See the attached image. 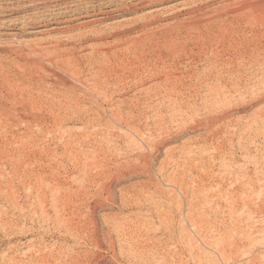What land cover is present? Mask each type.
Here are the masks:
<instances>
[{
    "label": "rangeland",
    "instance_id": "rangeland-1",
    "mask_svg": "<svg viewBox=\"0 0 264 264\" xmlns=\"http://www.w3.org/2000/svg\"><path fill=\"white\" fill-rule=\"evenodd\" d=\"M263 47L264 0H0V264H264Z\"/></svg>",
    "mask_w": 264,
    "mask_h": 264
},
{
    "label": "bare ground",
    "instance_id": "bare-ground-1",
    "mask_svg": "<svg viewBox=\"0 0 264 264\" xmlns=\"http://www.w3.org/2000/svg\"><path fill=\"white\" fill-rule=\"evenodd\" d=\"M24 8V7H23ZM13 11V10H12ZM22 13V12H21ZM98 14V13H97ZM36 20V19H35ZM31 22V21H30ZM226 22V21H225ZM94 23V22H93ZM229 24V23H228ZM205 26H206V24H205ZM234 28V27H233ZM238 28V27H237ZM54 30V29H53ZM235 30V29H234ZM230 31V30H229ZM203 32V31H202ZM226 33V32H225ZM207 34V33H206ZM222 35V34H221ZM208 36V35H207ZM232 36V35H231ZM210 38V37H209ZM211 39V38H210ZM227 39V38H226ZM212 40V39H211ZM203 44V43H202ZM238 44V43H237ZM212 45V44H211ZM224 45V44H223ZM232 46V45H231ZM244 46V45H243ZM257 47V46H256ZM209 48V47H208ZM261 48V47H260ZM264 48V47H263ZM262 48V49H263ZM101 49V48H100ZM213 49V48H212ZM229 49V48H228ZM231 49V48H230ZM204 50V49H203ZM211 50V49H210ZM216 50V49H215ZM138 51V50H137ZM140 51V50H139ZM132 52H134V51H132ZM215 52V51H214ZM239 52H241V51H239ZM243 52H245V51H243ZM242 52V53H243ZM258 52V51H257ZM118 53V52H117ZM247 53V52H246ZM245 53V54H246ZM260 53V52H259ZM135 55V54H134ZM239 55V54H238ZM241 55V54H240ZM239 55V56H240ZM243 55V54H242ZM232 56V55H231ZM237 56V55H236ZM258 56V55H257ZM113 57V56H112ZM214 57V56H213ZM253 57V56H252ZM116 58V57H115ZM138 58V57H137ZM209 58V57H208ZM218 58V57H217ZM238 58V57H237ZM243 58H245V57H243ZM75 59V58H74ZM139 59V58H138ZM143 59V58H142ZM147 59V58H146ZM221 59V58H220ZM108 60V59H107ZM162 60V59H161ZM258 60V59H257ZM69 61V60H68ZM67 61V62H68ZM218 61V60H217ZM262 61V60H261ZM223 62V61H222ZM225 62V61H224ZM115 63V62H114ZM161 63V62H160ZM239 63V62H238ZM94 64V63H93ZM143 64V63H142ZM62 65V64H61ZM121 65V64H120ZM163 65V64H162ZM96 66V65H95ZM108 67V66H107ZM158 67V66H157ZM126 68V67H125ZM243 68V67H242ZM195 69V68H194ZM214 69V68H213ZM212 69V70H213ZM241 69V68H240ZM69 70V69H68ZM187 70V69H186ZM188 72V71H187ZM231 72V71H230ZM21 73V72H20ZM25 73V72H24ZM159 73V72H158ZM191 73V72H190ZM228 73V72H227ZM216 74V73H215ZM17 75V74H16ZM11 77V76H10ZM107 77V76H106ZM125 77V76H124ZM224 77H226V76H224ZM3 78V77H2ZM169 78V77H168ZM180 78V77H179ZM186 78V77H185ZM210 78V77H209ZM218 78V77H217ZM188 79H189V77H188ZM196 79V78H195ZM230 79V78H229ZM171 80V79H170ZM10 81V80H9ZM198 81V80H197ZM202 81H204V80H202ZM209 81V80H208ZM167 83H168V81H166ZM189 82V81H188ZM201 82V81H200ZM160 83H163V82H161L160 81ZM228 83H230V82H228ZM166 84V83H165ZM169 84V83H168ZM167 84V85H168ZM215 84V83H214ZM216 84H219V83H216ZM14 85V84H13ZM162 85V84H161ZM164 85V84H163ZM166 85V86H167ZM170 85V84H169ZM212 85V84H211ZM220 85H221V83H220ZM88 86V85H87ZM207 86H208V84H207ZM216 86V85H215ZM2 87V86H1ZM4 87V86H3ZM6 88V87H5ZM7 88H8V86H7ZM99 88V87H98ZM110 88V87H109ZM150 88V87H149ZM175 88V87H174ZM179 88V87H178ZM212 88V87H211ZM216 88H217V86H216ZM256 88V87H255ZM2 89V88H1ZM172 89V88H171ZM170 89V90H171ZM168 90V89H167ZM174 90V89H173ZM201 90V89H200ZM210 90H212V89H210ZM221 90V89H220ZM122 91V90H121ZM215 91V90H214ZM18 92V91H17ZM97 92V91H96ZM167 92V91H166ZM179 92V91H178ZM191 92V91H190ZM218 92V91H217ZM228 92V91H227ZM171 92H169V94H170ZM173 93H174V91H173ZM38 94V93H37ZM99 94H101V92L99 93ZM103 95H104V93H102ZM176 94V93H175ZM197 94V93H196ZM2 95V94H1ZM55 95V94H54ZM180 95H181V93H180ZM180 95H179V97H180ZM17 96V95H16ZM105 96V95H104ZM217 96V95H216ZM110 97V96H109ZM148 97V96H147ZM146 97V98H147ZM168 97V96H167ZM173 97V96H172ZM2 98V97H1ZM217 98V97H216ZM215 98V99H216ZM5 99V98H4ZM169 99V98H168ZM222 99V98H221ZM3 100V99H2ZM224 100V99H223ZM22 101V100H21ZM70 101V100H69ZM111 101V100H110ZM12 102V101H11ZM20 102V101H19ZM29 102V101H28ZM38 102V101H37ZM150 103V102H149ZM148 104V103H147ZM162 104V103H161ZM32 105V104H31ZM36 106V105H35ZM154 106V105H153ZM218 106V105H217ZM136 107V106H135ZM122 108V107H121ZM215 108V107H214ZM29 109V108H28ZM127 109V108H126ZM167 109V108H166ZM67 110V109H66ZM141 110V109H140ZM169 110V109H168ZM153 111V110H152ZM170 111H172V110H170ZM110 112V111H109ZM225 112V111H224ZM127 113V112H126ZM111 116V115H110ZM131 117V116H130ZM175 117V116H174ZM121 118V117H120ZM139 118V117H138ZM169 118V117H168ZM132 119H134V118H132ZM131 120V118L129 119V121ZM94 121V120H93ZM131 121H133V120H131ZM135 121V120H134ZM158 122V121H157ZM131 123V122H130ZM136 124V123H135ZM130 125V124H129ZM158 125V124H157ZM121 126V125H120ZM147 127V126H146ZM131 130V129H130ZM148 130V129H147ZM209 130H210V127H209ZM127 133V132H126ZM132 135V134H131ZM161 135V134H160ZM165 135V134H164ZM110 136V135H109ZM129 136V135H128ZM172 136V135H171ZM137 139V138H136ZM112 140V139H111ZM153 140V139H152ZM155 140V139H154ZM107 141H108V139H107ZM164 142V141H163ZM132 143H134V142H132ZM149 144V143H148ZM150 145V144H149ZM162 145V144H161ZM110 147V146H109ZM151 152V151H150ZM109 153V152H108ZM98 154V153H97ZM103 154H104V152H103ZM146 154V153H145ZM159 155V154H158ZM186 159V158H185ZM137 160V159H136ZM103 162V161H102ZM92 163V162H91ZM99 163V162H98ZM113 165V164H112ZM144 167V166H143ZM147 167V166H146ZM96 168V167H95ZM98 170V169H97ZM90 172V171H89ZM100 173V172H99ZM89 174V173H88ZM92 174V173H91ZM146 174V173H145ZM86 175V174H85ZM101 175H102V173H101ZM101 175L99 176V178L101 177ZM93 176V175H92ZM119 178V177H118ZM117 178V179H118ZM121 178V177H120ZM115 179V178H114ZM118 182V181H117ZM95 184V183H94ZM97 185V184H96ZM115 186H116V184H115ZM110 187V186H109ZM108 187V188H109ZM111 187H113V186H111ZM110 187V188H111ZM107 188V189H108ZM128 188V187H127ZM186 190V189H185ZM109 191V190H108ZM107 191V192H108ZM113 192V191H112ZM100 193H102V192H100ZM110 195V194H109ZM149 195V194H148ZM115 196V195H114ZM154 197V196H153ZM98 198V197H97ZM112 198H113V194H112ZM146 198V197H145ZM109 199V198H108ZM170 199V198H169ZM67 206V205H66ZM159 209V208H158ZM67 219V218H66ZM67 226V225H66ZM84 227V226H83ZM95 228V227H94ZM75 229V228H74ZM127 230H128V228H126ZM130 231V230H129ZM124 233V232H123ZM75 234V233H74ZM83 234V233H82ZM130 242V241H129ZM127 243V242H126ZM100 245V244H99ZM116 245V244H115ZM132 248V247H131ZM134 248V247H133ZM116 252V251H115ZM133 255V254H132ZM140 255V254H139ZM78 263V262H77Z\"/></svg>",
    "mask_w": 264,
    "mask_h": 264
}]
</instances>
